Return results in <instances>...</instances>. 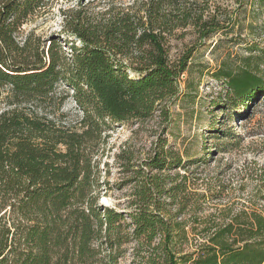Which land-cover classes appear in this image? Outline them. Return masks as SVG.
<instances>
[{"label": "trees", "instance_id": "1", "mask_svg": "<svg viewBox=\"0 0 264 264\" xmlns=\"http://www.w3.org/2000/svg\"><path fill=\"white\" fill-rule=\"evenodd\" d=\"M120 1L0 0V264H116L128 243L144 264H264V215L183 217L205 195L164 175L201 161L164 137L200 51L216 56L205 70L229 104L264 98V0ZM54 5L59 34L24 33ZM172 40L187 42L174 60ZM150 121L151 155L117 156L130 211L98 206L108 132Z\"/></svg>", "mask_w": 264, "mask_h": 264}, {"label": "rangeland", "instance_id": "2", "mask_svg": "<svg viewBox=\"0 0 264 264\" xmlns=\"http://www.w3.org/2000/svg\"><path fill=\"white\" fill-rule=\"evenodd\" d=\"M59 7L54 5L32 18L23 26L24 33L33 31L42 38L59 34L62 26ZM186 43V40H172L171 60L183 54ZM261 47L264 48V38ZM215 58L202 50L190 61L195 66H189L180 77L181 95L171 108V123L164 136L168 146L182 158L201 161L164 175H185L190 184L195 183L190 190L205 195L199 201L201 207L196 210L189 207L183 217L196 214L217 218L240 212L264 215V98L257 97L247 111L229 104L223 88L205 70V66H215ZM61 111L71 120L79 116L70 100ZM154 130V122L150 121L143 125H116L108 132L100 162L104 170L101 180L109 182L110 188L101 187L98 206L116 212L130 211L128 203L133 185L124 181L133 175L122 171L117 156L122 150L128 151L135 162L150 156L156 139ZM255 132L259 135H253ZM168 208L171 213L176 210L175 206ZM141 256L142 251L135 249L134 244H124L116 264H144Z\"/></svg>", "mask_w": 264, "mask_h": 264}]
</instances>
